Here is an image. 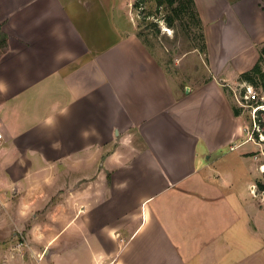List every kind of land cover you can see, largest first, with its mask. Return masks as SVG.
Returning a JSON list of instances; mask_svg holds the SVG:
<instances>
[{"label": "crops", "instance_id": "1", "mask_svg": "<svg viewBox=\"0 0 264 264\" xmlns=\"http://www.w3.org/2000/svg\"><path fill=\"white\" fill-rule=\"evenodd\" d=\"M194 2L211 84L237 81L264 46V0ZM105 4L0 0V183L27 206L14 219L35 210L27 236L51 237L40 245L50 250L47 264H242L257 251L258 232L243 229L241 209L235 219L223 210L220 227L199 213L202 226L190 227L195 215L183 213L185 203L196 211L220 200L179 190L199 155L247 143L240 117L222 85L213 97L203 85L178 97L136 36L109 43L104 27L99 36ZM193 92L201 108L188 104ZM203 168L211 172L210 161Z\"/></svg>", "mask_w": 264, "mask_h": 264}, {"label": "rangeland", "instance_id": "2", "mask_svg": "<svg viewBox=\"0 0 264 264\" xmlns=\"http://www.w3.org/2000/svg\"><path fill=\"white\" fill-rule=\"evenodd\" d=\"M102 2L108 6L102 8L104 11L99 8V36L104 35V29L109 31L107 35L109 43L112 40L120 42L129 35L136 36L150 56L155 58L165 71L167 78L176 89L178 97L186 96L187 88L191 87L196 91L202 85L206 86L204 91L213 97L214 86L222 85V93L228 97L232 110L240 109V115L234 116L241 119L240 122L244 127L242 141H247V143L240 145L236 150H231L230 144L222 145L217 153L209 154L205 159L199 155L196 164L189 162L190 168L195 166V172L192 174L194 177L188 183L189 185L184 184L179 190L181 195H191V197L203 195L220 200L211 205L204 204L200 210L196 211L192 209L191 200L185 203L183 213H189L188 217H191L192 214L195 215L193 218L195 220H188L190 227L202 226L201 219L197 217L199 213L209 215L208 225L220 227L223 216L219 215L223 213V210L235 219L234 213H240L241 209L243 229L246 224H250L256 227L258 232L257 251L242 264H264V192L258 185L259 182L264 183V126L261 127L258 120L254 126L250 109L241 107L237 103V99L240 98V93L244 89L241 86L250 84L239 80V78L237 81L232 78L227 85L226 83L221 84L219 79H215L217 84H211L213 78L208 69V61L199 51L202 45L199 38L200 32L193 27L191 30L189 25L193 26V24H189L187 21H177L174 27L168 26L165 18L171 13V9L167 4H160L158 0H99L100 5ZM113 16L115 32L112 33ZM106 22L109 26L106 25ZM196 47L197 49H195ZM261 67L264 70V59L261 62ZM208 85L211 88H208ZM253 87L258 93H263L259 85ZM195 93L193 92L191 99L187 100L188 104L192 108L196 106L201 108V104H198L199 97ZM222 120L223 117L214 121L215 129L218 132L224 127ZM208 129L206 130L208 135H211L212 129L213 133H216L213 126ZM207 161H210L211 172L203 168ZM222 179L225 181L224 185H222ZM144 191L147 192L146 189ZM0 193L3 197L2 201L0 200V264H47L48 258L43 253V246L40 245L46 244L51 237L42 240L38 237L31 236L29 238L27 236L29 227L36 222L31 215L35 210L28 209L29 213L23 215L24 218L14 219L17 208L21 206L23 209L24 205L18 204V201L13 199L11 187L4 188L0 183ZM224 198L227 202L224 201ZM159 201L161 202V200H155L148 206V209L160 205ZM166 204L171 205L170 203ZM43 206L41 205L37 209L41 211ZM162 206L165 205L162 204ZM47 207H54V205ZM212 221H214L213 224ZM37 222L44 221L37 220ZM32 243L35 246L32 248H36V251L33 252L29 247Z\"/></svg>", "mask_w": 264, "mask_h": 264}, {"label": "trees", "instance_id": "3", "mask_svg": "<svg viewBox=\"0 0 264 264\" xmlns=\"http://www.w3.org/2000/svg\"><path fill=\"white\" fill-rule=\"evenodd\" d=\"M160 4H167L168 8L171 9V13L165 18L166 23L170 27H174L177 21H187V23H192L193 26L189 28L191 30L195 29L200 32L199 38L202 41V45L200 47V52L204 55L207 60V47L205 41V35L203 30L202 21L196 9V5L194 0H158ZM193 27V29H192ZM190 31V30H189ZM7 37L6 35L0 30V48H3L6 45ZM197 49V47L195 48ZM259 60L256 65L249 71L240 75L239 80L247 82L251 86H260L264 93V70L261 67V62L264 59V46L260 47L259 49ZM240 109H233V113L235 116L240 115ZM261 115V117H259ZM257 120L260 123V126L263 127L264 121V112L258 113ZM260 190L264 192V183H258Z\"/></svg>", "mask_w": 264, "mask_h": 264}, {"label": "built area", "instance_id": "4", "mask_svg": "<svg viewBox=\"0 0 264 264\" xmlns=\"http://www.w3.org/2000/svg\"><path fill=\"white\" fill-rule=\"evenodd\" d=\"M244 86V87H243ZM241 88L243 92L240 93V98L237 99V103L241 107H248L251 113V119L253 121L254 126H256V121L258 118L259 112H264V93H258L253 86L251 85H242ZM4 143V135L0 131V147L3 146ZM240 145H234L231 149L234 150L238 148Z\"/></svg>", "mask_w": 264, "mask_h": 264}, {"label": "clouds", "instance_id": "5", "mask_svg": "<svg viewBox=\"0 0 264 264\" xmlns=\"http://www.w3.org/2000/svg\"><path fill=\"white\" fill-rule=\"evenodd\" d=\"M4 90H5V85L3 83H0V91H4ZM123 143L127 144L128 143V140L125 139L123 141ZM113 159L119 160V157L118 156H114ZM24 207L26 208L27 206L25 205Z\"/></svg>", "mask_w": 264, "mask_h": 264}, {"label": "water", "instance_id": "6", "mask_svg": "<svg viewBox=\"0 0 264 264\" xmlns=\"http://www.w3.org/2000/svg\"><path fill=\"white\" fill-rule=\"evenodd\" d=\"M187 92H188V89H187ZM45 256H46V258H48L50 256V250L49 249H47L45 251Z\"/></svg>", "mask_w": 264, "mask_h": 264}]
</instances>
